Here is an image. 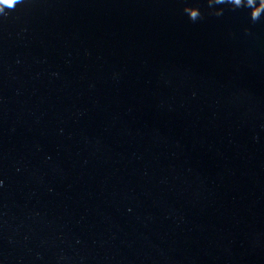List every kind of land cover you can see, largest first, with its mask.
I'll use <instances>...</instances> for the list:
<instances>
[{"label": "water", "instance_id": "1", "mask_svg": "<svg viewBox=\"0 0 264 264\" xmlns=\"http://www.w3.org/2000/svg\"><path fill=\"white\" fill-rule=\"evenodd\" d=\"M0 0V264H264V0Z\"/></svg>", "mask_w": 264, "mask_h": 264}, {"label": "snow or ice", "instance_id": "2", "mask_svg": "<svg viewBox=\"0 0 264 264\" xmlns=\"http://www.w3.org/2000/svg\"><path fill=\"white\" fill-rule=\"evenodd\" d=\"M14 4V0H13V3L12 4H6L7 6H12Z\"/></svg>", "mask_w": 264, "mask_h": 264}]
</instances>
